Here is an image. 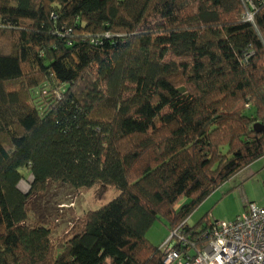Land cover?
<instances>
[{
	"label": "trees",
	"instance_id": "obj_1",
	"mask_svg": "<svg viewBox=\"0 0 264 264\" xmlns=\"http://www.w3.org/2000/svg\"><path fill=\"white\" fill-rule=\"evenodd\" d=\"M263 156L264 0H0V264H178L163 217L197 257L221 220L187 218ZM96 186L72 230L33 209Z\"/></svg>",
	"mask_w": 264,
	"mask_h": 264
},
{
	"label": "rangeland",
	"instance_id": "obj_2",
	"mask_svg": "<svg viewBox=\"0 0 264 264\" xmlns=\"http://www.w3.org/2000/svg\"><path fill=\"white\" fill-rule=\"evenodd\" d=\"M22 186L27 189L25 183ZM51 194L52 196L40 198V204L35 205L33 209L38 214L55 213L56 231L60 233L64 229L72 230L78 217H81L86 210L101 207L118 196L119 191L110 187L96 186L75 192L67 187H59L51 190ZM252 201L264 206V156L242 169L230 182L216 188L194 209L187 221L193 226L202 220V223H206L209 219L233 220L242 215L246 205ZM185 202H187L186 198L180 201L176 206L177 210ZM171 234L167 220L163 217L157 220L147 236L154 244L161 245Z\"/></svg>",
	"mask_w": 264,
	"mask_h": 264
},
{
	"label": "built area",
	"instance_id": "obj_3",
	"mask_svg": "<svg viewBox=\"0 0 264 264\" xmlns=\"http://www.w3.org/2000/svg\"><path fill=\"white\" fill-rule=\"evenodd\" d=\"M248 16L253 18L252 14ZM176 232L163 243L169 263L178 260V264H264V206L256 203L234 220L219 221L211 230L210 242L197 257L184 260L173 249V238H181Z\"/></svg>",
	"mask_w": 264,
	"mask_h": 264
},
{
	"label": "water",
	"instance_id": "obj_4",
	"mask_svg": "<svg viewBox=\"0 0 264 264\" xmlns=\"http://www.w3.org/2000/svg\"><path fill=\"white\" fill-rule=\"evenodd\" d=\"M263 129V128H262Z\"/></svg>",
	"mask_w": 264,
	"mask_h": 264
}]
</instances>
